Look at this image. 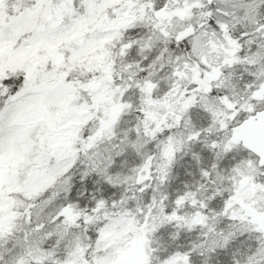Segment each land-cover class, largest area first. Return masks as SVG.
<instances>
[{
    "label": "snow or ice",
    "instance_id": "snow-or-ice-1",
    "mask_svg": "<svg viewBox=\"0 0 264 264\" xmlns=\"http://www.w3.org/2000/svg\"><path fill=\"white\" fill-rule=\"evenodd\" d=\"M0 264H264V0H0Z\"/></svg>",
    "mask_w": 264,
    "mask_h": 264
}]
</instances>
